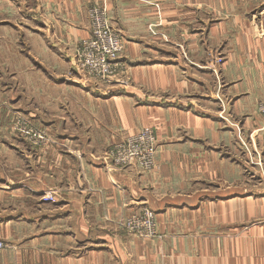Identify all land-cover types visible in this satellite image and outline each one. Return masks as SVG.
Masks as SVG:
<instances>
[{
  "label": "crops",
  "instance_id": "crops-1",
  "mask_svg": "<svg viewBox=\"0 0 264 264\" xmlns=\"http://www.w3.org/2000/svg\"><path fill=\"white\" fill-rule=\"evenodd\" d=\"M95 3L124 42L109 84L77 72ZM262 103L264 0H0V264H264L236 177ZM142 129L156 170L114 168ZM144 207L162 239L122 229Z\"/></svg>",
  "mask_w": 264,
  "mask_h": 264
},
{
  "label": "built area",
  "instance_id": "built-area-1",
  "mask_svg": "<svg viewBox=\"0 0 264 264\" xmlns=\"http://www.w3.org/2000/svg\"><path fill=\"white\" fill-rule=\"evenodd\" d=\"M91 21V37L79 43L76 51L77 72L100 83L114 79L121 69L120 59L124 51V43L119 34L110 26L107 14L103 8L94 5L89 10ZM221 62V59L217 60ZM264 114V106L261 108ZM264 116V115H263ZM154 134L150 130H143L129 137L125 143H118L112 148L110 155L115 166L125 168L133 163H139L145 169L154 165L155 155ZM45 201H53L52 197H45ZM153 212L145 217L149 220L147 226L154 227ZM140 220L141 218H135ZM6 247L0 241V250Z\"/></svg>",
  "mask_w": 264,
  "mask_h": 264
},
{
  "label": "rangeland",
  "instance_id": "rangeland-1",
  "mask_svg": "<svg viewBox=\"0 0 264 264\" xmlns=\"http://www.w3.org/2000/svg\"><path fill=\"white\" fill-rule=\"evenodd\" d=\"M94 5H98L102 8L100 3L99 4H97V3L92 4L88 9V14H89V10ZM90 30H91V21H90ZM122 54H121V56H122ZM75 56H76V53H75ZM219 59H222V58H219ZM217 60H215V61H217ZM120 71H122V70H120ZM120 71L118 72L116 77L119 76ZM86 78H88V77H86ZM88 79H90V78H88ZM90 80H92V79H90ZM92 81L95 83H100L98 81H94V80H92ZM112 81H114V80L112 79L109 82H102V83L109 84V83H112ZM263 106H264V103L259 105L258 112H259V114L263 120V125H262V129L260 132H261V135L263 136V139H264V116H263L264 114L261 112V108ZM24 124H25V121H23V120L16 121V127H22V126H24ZM143 130H150L154 134V149L156 151L155 155H154V159H153L154 165L151 169H145L139 163H133V164L140 165L145 172L149 173V172H153L156 170V159H157L159 146H158V140H157V137L155 135V132L152 129H142L139 132H141ZM139 132H137L136 134H138ZM24 134H26L25 136L31 137V135L28 131H25ZM136 134H134V135H136ZM134 135H131L129 137H132ZM126 140L122 143H125ZM112 148H111L110 152H112ZM253 149L252 148L249 149V148L245 147V148H243L244 154H242L243 151L242 152L240 151L241 153L239 152L240 165L238 167V172L236 174V177H238L237 179L239 181L240 191L264 193V144L262 146L260 145V147H257V148L253 147ZM250 151H253L254 154H252ZM110 159H111V165L116 169L123 170V169L130 167V166L125 167V168L117 167V166H115L114 161H113V157L111 155H110ZM228 179H230V177H228ZM223 181H225V178H223ZM45 197H52V196H45ZM47 201L50 202V200H47ZM148 212H153V211L150 208L144 207L138 211L133 212L132 214H130L129 216H127L125 218L121 217L119 219V221H120V224H121L124 232L127 235L134 236V237H136L142 241H151V240H154L157 238L162 239L161 234L158 233V226H157L155 214L152 218V222L154 224V227L150 228L149 225L147 226V222H149V220L145 217L148 216ZM135 218H141V219L136 220ZM8 248H9V246L7 247V245H6V247L3 250L8 249Z\"/></svg>",
  "mask_w": 264,
  "mask_h": 264
}]
</instances>
